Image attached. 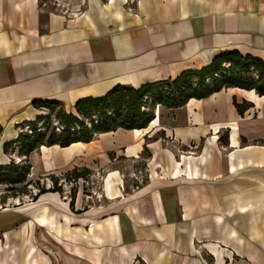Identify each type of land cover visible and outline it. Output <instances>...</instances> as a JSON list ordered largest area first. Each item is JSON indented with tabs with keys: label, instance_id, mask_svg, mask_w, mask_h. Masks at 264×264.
Masks as SVG:
<instances>
[{
	"label": "crops",
	"instance_id": "0c3cea01",
	"mask_svg": "<svg viewBox=\"0 0 264 264\" xmlns=\"http://www.w3.org/2000/svg\"><path fill=\"white\" fill-rule=\"evenodd\" d=\"M226 53L264 63V0H84L71 14L0 0V164L48 111L37 102L73 112ZM153 115L144 129L31 152L33 175L147 156L149 177L123 191L112 171L87 208L57 191L1 208L0 264H264V96L223 88Z\"/></svg>",
	"mask_w": 264,
	"mask_h": 264
},
{
	"label": "trees",
	"instance_id": "16d2710c",
	"mask_svg": "<svg viewBox=\"0 0 264 264\" xmlns=\"http://www.w3.org/2000/svg\"><path fill=\"white\" fill-rule=\"evenodd\" d=\"M222 64L228 65V71L236 73L225 74L223 80L217 81L215 80L216 75L224 71ZM250 75H255L256 79H249ZM207 78L214 80L212 86L205 83ZM192 79L196 82L193 83ZM167 86L170 87V91L163 92L162 88ZM230 87L254 90L258 95L264 96V63L250 57L243 58L238 53H226L216 57L209 66L202 70L184 72L173 81L147 84L138 90L118 86L103 97L80 100L74 106V110L79 116L98 117V120L91 124V129L87 130L83 122L65 111H60L58 115L62 129L58 131L59 133H54L51 136H46L44 131L36 129L34 125L36 121L28 123L25 127L30 125L33 130L29 133L21 131L16 139V143L21 146V153L25 157L24 163L27 165H25L22 175L19 176L16 171L19 169L17 165H8L12 171L7 173V168H0V184L16 185L21 183L30 170L28 155L41 146L57 145L64 148L77 142L87 143L101 133L118 129L139 130L146 128L154 118L153 111H145L149 99H152V107L162 105L169 109H176L191 98H206L223 88ZM36 105L45 108L50 114L61 107L60 104L53 102H37ZM110 111H113V116L108 114ZM43 117L40 116L37 120ZM45 119L49 120V116ZM11 144H6L4 149H7ZM87 173V170L79 174L74 171L68 174L67 178L85 177ZM54 181L57 180L54 178ZM53 191L58 190L53 189ZM44 192L40 191L38 194Z\"/></svg>",
	"mask_w": 264,
	"mask_h": 264
},
{
	"label": "rangeland",
	"instance_id": "374dc122",
	"mask_svg": "<svg viewBox=\"0 0 264 264\" xmlns=\"http://www.w3.org/2000/svg\"><path fill=\"white\" fill-rule=\"evenodd\" d=\"M39 6L71 14L84 8V0H39ZM222 67L224 71L216 75V78L214 77L217 81L223 80L225 74L229 75L236 73L228 71V65L222 64ZM249 79H256V77L255 75H250ZM192 81L193 83L196 82L194 79H192ZM213 82L214 80L209 78L205 81L208 86H212ZM169 88L170 87L168 86L163 87L162 91L169 92ZM147 103L145 111H154L156 106H151L152 99H149ZM60 111L72 114L75 118L84 123L87 130H90L92 126L91 124L98 120V117L96 116L83 117L79 116L75 110L73 112H67L63 109V107H58L55 112L51 114L48 111H43L44 117L35 120L36 122L34 125L36 129L44 131L46 136L59 133L58 131L62 129L58 118ZM112 112L113 111H110L108 114L113 116L114 114ZM48 116L49 120L45 119ZM32 130L33 127L30 125L28 127H22V131H24V133H29ZM70 132H72V129H70ZM3 152L6 155L7 162L0 164V168H7V173L12 171L8 168V165L14 164L19 167V169L16 170L18 173L17 175H22L25 165L27 164L24 163L25 157L21 153V146H19V143H12L7 149H4ZM148 159L149 158L147 156H144L141 160L133 163L127 161L125 158L119 157L112 161L113 163L108 166L109 168H100L96 171L87 170L85 168H76L68 172L33 175L29 170L25 179H23L19 184H0V209H13L14 204L30 202L40 191H53V189L58 190L57 192L60 195L61 200L65 202L66 205L69 204L72 208H87L93 203L102 201L104 179L112 171H115L123 181L121 186V190L123 189V191L135 190L138 186L145 184L149 177V172L147 171L149 170L147 167ZM85 170L88 171L85 177L67 178V175L74 171L79 174L85 172ZM53 177H56V182ZM52 260L54 261L53 257Z\"/></svg>",
	"mask_w": 264,
	"mask_h": 264
}]
</instances>
